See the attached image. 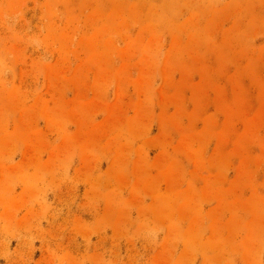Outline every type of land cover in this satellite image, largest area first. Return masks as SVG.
<instances>
[{
	"label": "rangeland",
	"instance_id": "1",
	"mask_svg": "<svg viewBox=\"0 0 264 264\" xmlns=\"http://www.w3.org/2000/svg\"><path fill=\"white\" fill-rule=\"evenodd\" d=\"M0 264H264V0H0Z\"/></svg>",
	"mask_w": 264,
	"mask_h": 264
}]
</instances>
